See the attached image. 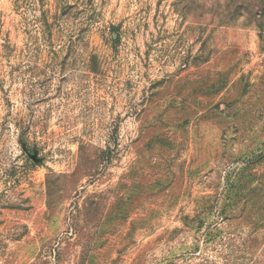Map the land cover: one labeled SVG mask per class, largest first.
<instances>
[{
    "label": "rangeland",
    "instance_id": "1",
    "mask_svg": "<svg viewBox=\"0 0 264 264\" xmlns=\"http://www.w3.org/2000/svg\"><path fill=\"white\" fill-rule=\"evenodd\" d=\"M0 264H264V0H0Z\"/></svg>",
    "mask_w": 264,
    "mask_h": 264
}]
</instances>
